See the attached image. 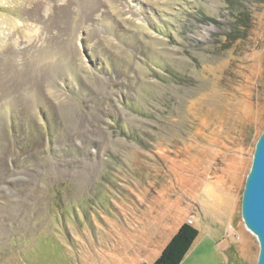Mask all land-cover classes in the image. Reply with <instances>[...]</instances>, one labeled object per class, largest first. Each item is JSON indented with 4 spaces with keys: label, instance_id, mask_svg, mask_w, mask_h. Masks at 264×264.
<instances>
[{
    "label": "rangeland",
    "instance_id": "374dc122",
    "mask_svg": "<svg viewBox=\"0 0 264 264\" xmlns=\"http://www.w3.org/2000/svg\"><path fill=\"white\" fill-rule=\"evenodd\" d=\"M263 128L264 0H0V264H256Z\"/></svg>",
    "mask_w": 264,
    "mask_h": 264
},
{
    "label": "water",
    "instance_id": "95a60500",
    "mask_svg": "<svg viewBox=\"0 0 264 264\" xmlns=\"http://www.w3.org/2000/svg\"><path fill=\"white\" fill-rule=\"evenodd\" d=\"M241 216L245 227L259 243L256 264H264V128L255 144L252 164L246 177Z\"/></svg>",
    "mask_w": 264,
    "mask_h": 264
},
{
    "label": "trees",
    "instance_id": "16d2710c",
    "mask_svg": "<svg viewBox=\"0 0 264 264\" xmlns=\"http://www.w3.org/2000/svg\"><path fill=\"white\" fill-rule=\"evenodd\" d=\"M197 236L191 224H182L152 264H180Z\"/></svg>",
    "mask_w": 264,
    "mask_h": 264
},
{
    "label": "crops",
    "instance_id": "0c3cea01",
    "mask_svg": "<svg viewBox=\"0 0 264 264\" xmlns=\"http://www.w3.org/2000/svg\"><path fill=\"white\" fill-rule=\"evenodd\" d=\"M167 243H168V242H167ZM167 243H166V244H167ZM164 247H165V246H164ZM164 247H163V248H164ZM163 248H162V249H163ZM162 249H161V251H162Z\"/></svg>",
    "mask_w": 264,
    "mask_h": 264
}]
</instances>
